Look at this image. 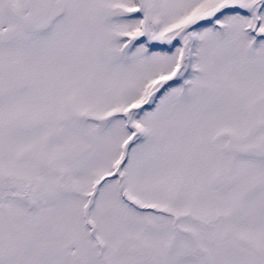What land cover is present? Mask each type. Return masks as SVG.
I'll use <instances>...</instances> for the list:
<instances>
[{"label":"snow or ice","instance_id":"obj_1","mask_svg":"<svg viewBox=\"0 0 264 264\" xmlns=\"http://www.w3.org/2000/svg\"><path fill=\"white\" fill-rule=\"evenodd\" d=\"M0 264H264V0H0Z\"/></svg>","mask_w":264,"mask_h":264}]
</instances>
